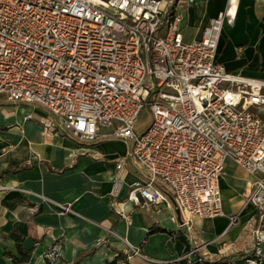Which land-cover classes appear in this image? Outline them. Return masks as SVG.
<instances>
[{"label":"built area","instance_id":"2783aa9c","mask_svg":"<svg viewBox=\"0 0 264 264\" xmlns=\"http://www.w3.org/2000/svg\"><path fill=\"white\" fill-rule=\"evenodd\" d=\"M181 2L0 0V98L42 110L46 128L78 141H94L102 128L125 141L128 149L114 161L113 193L130 162L140 179L126 199L178 209L193 244L187 256L211 261L242 252L249 264H264V77L216 60L238 0H226L191 39L183 37ZM144 107L150 120L136 131ZM226 160L250 175L244 197L255 211L236 251L228 243L209 254L192 217L223 214ZM60 207L70 210L68 203ZM132 254L141 252L127 244L118 263Z\"/></svg>","mask_w":264,"mask_h":264},{"label":"crops","instance_id":"0c3cea01","mask_svg":"<svg viewBox=\"0 0 264 264\" xmlns=\"http://www.w3.org/2000/svg\"><path fill=\"white\" fill-rule=\"evenodd\" d=\"M225 2L182 0L184 39L199 37ZM263 40L264 0H238L234 22L222 27L216 60L226 70L264 77V52L259 51ZM237 47L239 62L228 65L238 58ZM225 49L231 54L227 59L220 57ZM245 50L251 51L248 59ZM32 109L0 98V264H12L4 252L17 255L10 237L13 229L23 236L22 246L29 253L24 264H43L45 258L50 264H119L117 255L124 256L127 244L141 252L128 257L127 264H174L183 258L192 241L175 210L163 202L136 204L126 199L130 185L140 179L130 162L113 193L114 161L128 149L125 141L109 135L108 128L92 142L78 141L46 128L45 113L39 116ZM8 121L13 124L7 126ZM250 178L226 160L219 179L223 214L192 217L203 251L219 254L228 243L238 249V235L255 211L244 197ZM66 203L70 210L62 211L60 205ZM118 208L123 215L116 213ZM230 215L237 216L232 224ZM50 247L52 256L46 252Z\"/></svg>","mask_w":264,"mask_h":264},{"label":"trees","instance_id":"16d2710c","mask_svg":"<svg viewBox=\"0 0 264 264\" xmlns=\"http://www.w3.org/2000/svg\"><path fill=\"white\" fill-rule=\"evenodd\" d=\"M25 166V165H24ZM10 237L14 241L15 250L17 255L11 254L9 252H4L7 256L10 257L12 264H24L29 257L28 251H26L22 246L23 236L15 229L10 232ZM195 256L193 259L192 257ZM246 254L242 252H237L233 254L223 255L216 260H206L203 259L198 253H195L191 256H186L180 260L174 261V264H249L245 258ZM124 256L117 255V258L123 259ZM116 260L111 262H107L106 264H116ZM43 264H50L49 260L45 258V262ZM124 264H127V259H125Z\"/></svg>","mask_w":264,"mask_h":264},{"label":"rangeland","instance_id":"374dc122","mask_svg":"<svg viewBox=\"0 0 264 264\" xmlns=\"http://www.w3.org/2000/svg\"><path fill=\"white\" fill-rule=\"evenodd\" d=\"M239 50H240V48L237 47V51H238V53H237L235 56L238 57V58H236V59L233 58V62H231V63L228 61V65L237 64V63L239 62V56H240V54H239ZM245 51H246V50H245ZM259 51L261 52V54H262V52H264V40L262 41V48H260ZM245 54H246V55H244V56H245L244 58H245V59H248V58L251 56V51L248 52V50H247V51L245 52ZM229 55H231V54L229 53V51H228L227 49H225V50L222 51L220 57H221V58H225V59H227V57H228ZM26 110H28V109H26ZM31 112H32V113H36V114H38L39 116H40V115H44L43 111L40 110V109H37V108H33V109L31 110ZM1 115H3V112L0 111V117H1ZM10 117H11V116H10ZM0 120H1V118H0ZM2 120H3V119H2ZM4 120H5V119H4ZM6 120H7V119H6ZM8 120H10V119H8ZM149 120H150L149 110H148L147 107H144V108L140 111V113L138 114V116H137V118H136V120H135V130H136V131H140V130L144 129V128L147 126ZM8 122H11V121H8ZM12 124H13V123L11 122V123H7L6 125L9 126V125H12ZM1 127H2V128H6V127H3V126H1ZM192 248H193V244H192V242H191V247H189V249L186 251V253L184 254L183 258H185V257L187 256L189 250L192 249ZM46 252H47L48 255H50V256L54 255V253H53V251H52V247L48 248Z\"/></svg>","mask_w":264,"mask_h":264},{"label":"water","instance_id":"95a60500","mask_svg":"<svg viewBox=\"0 0 264 264\" xmlns=\"http://www.w3.org/2000/svg\"><path fill=\"white\" fill-rule=\"evenodd\" d=\"M175 214H176V218L179 222H181V219H180V214H179V211L178 209H175ZM193 259L195 258V256L192 257Z\"/></svg>","mask_w":264,"mask_h":264}]
</instances>
